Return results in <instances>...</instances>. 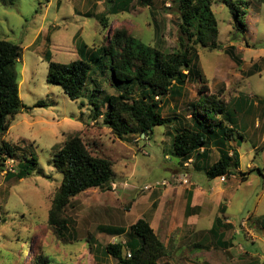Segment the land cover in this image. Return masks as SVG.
<instances>
[{
	"label": "rangeland",
	"instance_id": "374dc122",
	"mask_svg": "<svg viewBox=\"0 0 264 264\" xmlns=\"http://www.w3.org/2000/svg\"><path fill=\"white\" fill-rule=\"evenodd\" d=\"M110 1L0 0V39L15 43L21 49L16 70L24 106L11 121L9 130L0 135V142L5 140L19 149L14 162L10 159L6 162L5 170L11 166L16 169L31 156L38 161L37 171L23 180L6 178V172L0 173V264H35L40 256L47 259V264H88L80 259L90 247L94 256L103 259L104 244L110 240L96 245L85 239L91 238L90 234L99 237L97 227L107 221L105 210L109 213L112 208L127 209L132 193L150 192L144 190L146 186L155 187L153 190L159 195L174 184L175 178L167 187L156 186L169 182L167 169L178 161L169 155L168 134L178 124L155 127L151 141L138 136L121 141L103 125V119L91 118L92 107L88 105L94 91L102 101L106 96L117 94L110 82L109 69L95 65L85 96L77 102L70 100L60 86L47 82V54L53 62L69 64L80 58L79 40L92 48L95 43L105 42L106 35L119 30L161 51L178 50L181 21L176 0H132L129 12L118 15L110 14ZM245 1L249 3L244 19L247 32H236L229 9L217 0L213 9L220 48L214 52L200 48L198 53L203 81L212 93L223 94L228 111L237 122L235 138L242 171H249L250 164L255 168L248 181L238 182L241 179L238 175L227 183L234 189V198L227 201V215L240 235L234 243L237 248L239 244L246 252L264 257L261 239L256 243L244 239L255 237L247 223L264 219V0ZM103 16L107 19L106 27L99 22ZM103 63L106 65L107 60ZM201 87L188 85L182 98L164 105L163 115L191 121L187 118L191 116L190 104L197 101ZM140 90L134 93L136 99L140 97ZM38 103L46 106H37ZM106 111L107 105L102 107V112ZM75 133L92 155L113 162L114 183L119 187L116 191L91 189L73 198L63 214L68 224L62 235H58L48 222L54 196L62 182V174L53 166V157ZM197 175L203 177L202 184L217 186L220 182ZM126 182L128 187L124 186ZM146 210L147 204L142 202L126 215V221L134 222ZM256 234L263 235L258 231Z\"/></svg>",
	"mask_w": 264,
	"mask_h": 264
},
{
	"label": "trees",
	"instance_id": "16d2710c",
	"mask_svg": "<svg viewBox=\"0 0 264 264\" xmlns=\"http://www.w3.org/2000/svg\"><path fill=\"white\" fill-rule=\"evenodd\" d=\"M131 2L110 1V14L129 12ZM216 2L176 0L181 23L179 48L174 53L161 51L119 30L113 35H106L105 42H100V45L95 43L92 48L79 40L77 48L80 58L69 64L53 62L51 55L47 54V82L60 86L70 100L77 102L85 96L95 65L100 64L110 70V82L117 94L106 96L102 101L97 91L91 93L88 105L92 107L91 118L94 121L103 119V125L121 141H129L130 136L150 140L155 127L178 124L172 134L173 157L182 161L194 158L195 164L209 158L212 149L216 148L219 159L199 169L207 179L223 176L230 179L239 175L242 181H246L254 170L237 172L240 166V156L235 148L237 122L229 113L223 94L209 91L199 65L200 48L210 52L220 48V32L213 9ZM218 2L229 9L236 32L245 34L247 28L244 19L249 3L245 0ZM87 16L93 17L90 14ZM106 20L104 16L100 17V25L106 27ZM229 54L236 58L232 52ZM20 56L21 49L17 44L0 39V135L9 130L11 121L24 107L16 70ZM104 60H107L109 68L107 64L104 65ZM188 85L202 86L198 91L199 98L190 104L191 121H183L177 116L165 117L164 105L182 98ZM139 89L140 97L136 99L134 93ZM105 105L107 111L103 113L102 107ZM37 106L46 105L38 103ZM77 133L70 135L53 157V166L62 174V182L54 196L48 222L58 235H62L61 231L68 224L69 220L64 219L63 214L73 198L91 189L112 190V185L116 184L113 162L92 155ZM18 150L10 142H0V173L6 172V178L23 180L37 171L38 161L34 156L21 161L15 173L5 170L6 162L14 159ZM173 185H177L175 179ZM99 230L111 236L126 232L122 228L105 226L99 227ZM127 233L130 239L126 243L116 240L106 245L105 253L115 258L117 264H160L166 256V248L146 219H139ZM136 239L140 242L136 243ZM128 252H131L130 258L127 257ZM35 264H47V259L40 256Z\"/></svg>",
	"mask_w": 264,
	"mask_h": 264
},
{
	"label": "crops",
	"instance_id": "0c3cea01",
	"mask_svg": "<svg viewBox=\"0 0 264 264\" xmlns=\"http://www.w3.org/2000/svg\"><path fill=\"white\" fill-rule=\"evenodd\" d=\"M187 118H190V116ZM167 125L169 126V124ZM173 125L175 124L171 126ZM168 134L170 137L169 155L172 156L171 147L174 130L169 131ZM235 148L240 156L236 142ZM218 159L219 153L216 148L212 149L209 158H204L195 164L194 158L188 161L178 159L177 162L171 164L169 169H167L170 173L169 181L184 175L188 177L189 185H172V187L161 189L162 191L159 195H156L154 190L143 194L132 193L133 198L130 207L123 210L112 208L109 213H106L107 210H105L104 215H106L107 221L97 227L99 237L91 235L88 230L91 238L88 236V239L86 238L85 240L90 243L93 241L96 245H100L103 244L104 240L106 242L110 240V243H114L116 241L115 238H122L121 241L126 243L130 239V235L127 233L129 228L139 219L144 218L149 222L166 248V256L159 262L160 264H264V257L256 253L246 252L239 244L237 248L234 243L235 237H240V235L232 218L227 215V201H231L234 198V189L227 185L230 179L225 182L220 181L217 186H210L207 183L202 184L203 177L197 175L203 174L205 176L199 169L214 164ZM241 162L240 156V166L237 172H243ZM250 169H255L253 164L249 165L248 170ZM218 179L220 180V178H216L210 181ZM237 180L244 183L248 181V178L246 181H241L240 178ZM125 192H128V190L123 191V196ZM142 202L147 204L146 212L141 216H137L134 222H127L126 215L131 214L132 210L140 206ZM247 224L251 234L255 232V237L252 239L244 237L245 241L256 243L257 239H261L264 242V219L258 218L254 223ZM101 226L122 228L126 232L118 236H106L108 234L99 230ZM213 230L215 232L212 233ZM241 230L240 233H243ZM256 231L263 235L258 237ZM135 242L139 243L140 241L136 239ZM110 243L104 244L105 257L103 259H98L97 256H94L92 254L93 247H90L83 252L80 260L83 259L88 264H91V262L92 264H105L104 261L107 264H117L115 258L105 253V247Z\"/></svg>",
	"mask_w": 264,
	"mask_h": 264
},
{
	"label": "built area",
	"instance_id": "2783aa9c",
	"mask_svg": "<svg viewBox=\"0 0 264 264\" xmlns=\"http://www.w3.org/2000/svg\"><path fill=\"white\" fill-rule=\"evenodd\" d=\"M10 161H11V162H14V159H10ZM7 171L12 172V173H15V172H16V169H14V168L11 166L10 168L7 169ZM233 177H235V176H233ZM227 180H228V179H227L225 176L220 177V181H221V182H225V181H227ZM175 183H176L178 186H185V185H189L190 182H189L187 176L180 175L179 177H177V178L175 179ZM169 185H170V184H169V182H167V181H164V182H162V183H157V184H156L157 187H167V186H169ZM124 186L126 187V186H128V184L125 183ZM118 187H119V186H118L117 184H113V185H112V190H113V191H116V190L118 189ZM154 188H155V187H152V186H146V187L144 188V190H146V191H152ZM114 242H116V241H114ZM127 257H128V258L131 257V252H128V253H127Z\"/></svg>",
	"mask_w": 264,
	"mask_h": 264
}]
</instances>
